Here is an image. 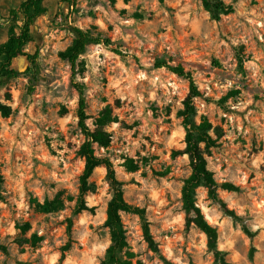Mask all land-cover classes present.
<instances>
[{"label": "rangeland", "instance_id": "obj_1", "mask_svg": "<svg viewBox=\"0 0 264 264\" xmlns=\"http://www.w3.org/2000/svg\"><path fill=\"white\" fill-rule=\"evenodd\" d=\"M20 1L0 0V43ZM224 1L235 9L216 20L201 0H76L74 7L45 0L48 10L25 48L37 57L18 58L19 74L0 78V104L10 108L9 116L0 111V242L7 246L0 264H101L111 243L105 220L113 191L104 165L90 178L91 209L75 213L85 136L71 65L60 56L75 37L72 26L111 40L88 45L74 80L85 86L92 130L110 107L109 142L95 143V153L114 163L125 199L146 210L159 244L152 250L139 215L122 212V255L134 264H216L205 233L186 225L181 188L191 165L174 151L185 147L180 112L190 81L156 66L165 60L194 76L195 121L211 123L207 165L218 182L238 186L219 195L241 219L227 215L204 186L197 203L218 228L228 261L264 264V0ZM128 158L133 170L124 165ZM33 233L42 238L36 244L22 240Z\"/></svg>", "mask_w": 264, "mask_h": 264}, {"label": "trees", "instance_id": "obj_2", "mask_svg": "<svg viewBox=\"0 0 264 264\" xmlns=\"http://www.w3.org/2000/svg\"><path fill=\"white\" fill-rule=\"evenodd\" d=\"M62 1L69 3L72 7L76 6V0ZM201 2L205 9L211 13L212 18L216 20L221 19L222 14L231 13L235 9L232 4L224 0H201ZM47 10L45 0H21L17 7L9 10L12 22L8 28L7 38L0 43V78L11 79L19 74V70L14 66V61L18 58L25 56L29 60H35L38 51L31 55L25 52V48L34 40L33 28L36 19L45 14ZM71 29L75 37L70 45L60 51V56L71 65L73 85L79 93L77 109L78 125L85 136V140L79 149V153L85 159V166L80 176L79 194L75 206V213L91 209L85 197L93 186L90 178L98 166L104 165L107 168V180L113 191V195L107 204L105 220V226L110 231L111 243L106 250L101 264H134L132 260L122 255V251L127 246L122 212H132L139 215L145 240L152 250L159 251V244L151 231L146 210L125 199L123 182L117 177L114 163L110 158L99 156L95 153V143L105 146L109 142L110 134L104 129V125L114 121L110 107L107 106L101 111L97 120L98 127L92 130L87 123L89 115L87 113L88 104L85 95V86L83 83L74 80L79 57L86 51L88 45L103 44L110 46L111 40L108 37H102L78 26H72ZM156 66L159 68L165 67L169 71L178 76H183L190 81L189 93L184 99V108L180 112L186 129L185 147L174 151L175 154L188 155L191 165V173L184 179L181 188L186 225L190 226L194 224L205 233L208 250L213 253L216 264H232L226 259V252L219 248L218 228L206 219L197 203V188L204 186L208 191L209 197L218 202L227 215L238 220L241 219L240 216L235 210L228 208L226 202L219 195V189L237 190L238 186L229 181L218 182L213 171L208 168L203 144L209 146L212 141L210 134L211 123L206 119L200 123L195 121L197 108L194 99L200 95V90L193 74L182 65H173L165 60H158ZM0 111L4 116L10 115V108L2 104H0ZM124 165L129 170L135 168L134 161L131 158H128ZM44 209L50 210L48 204L44 205ZM72 224L73 221L70 218L67 225L69 236L72 234ZM244 229L251 237L254 235L245 225ZM41 239L36 233H33L31 238H22L23 241L31 242L32 244H36ZM70 246L71 242L69 241L66 248ZM0 250L6 252L7 246L0 242ZM168 264L175 263L169 261Z\"/></svg>", "mask_w": 264, "mask_h": 264}]
</instances>
